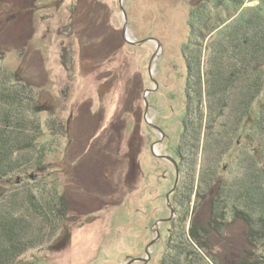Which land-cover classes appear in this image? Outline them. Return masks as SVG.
I'll list each match as a JSON object with an SVG mask.
<instances>
[{
    "label": "rangeland",
    "instance_id": "374dc122",
    "mask_svg": "<svg viewBox=\"0 0 264 264\" xmlns=\"http://www.w3.org/2000/svg\"><path fill=\"white\" fill-rule=\"evenodd\" d=\"M200 2L0 0L2 64L33 86L43 109L39 153L0 181V193L25 203L30 194L45 200L54 187L69 204L60 231L18 263L160 264L185 116L180 52ZM258 3L245 0L244 8ZM216 15L227 20L231 12ZM54 118L65 134L47 128ZM245 234L242 223L225 230V256L241 254Z\"/></svg>",
    "mask_w": 264,
    "mask_h": 264
},
{
    "label": "trees",
    "instance_id": "16d2710c",
    "mask_svg": "<svg viewBox=\"0 0 264 264\" xmlns=\"http://www.w3.org/2000/svg\"><path fill=\"white\" fill-rule=\"evenodd\" d=\"M244 4L201 0L189 14L180 52L185 116L175 151L181 178L160 264H264V0ZM218 9L231 15L222 20ZM3 57L0 51V181H10L39 153L43 109L33 86ZM46 123L54 135L65 134L57 119ZM39 155L32 167L40 166ZM231 164L237 172L226 177ZM23 202L0 193V264H23L19 259L66 221L68 200L54 187L45 200L30 194ZM237 223L246 228L245 245L240 255L225 256L219 241Z\"/></svg>",
    "mask_w": 264,
    "mask_h": 264
},
{
    "label": "water",
    "instance_id": "95a60500",
    "mask_svg": "<svg viewBox=\"0 0 264 264\" xmlns=\"http://www.w3.org/2000/svg\"><path fill=\"white\" fill-rule=\"evenodd\" d=\"M173 163L175 165L176 178H175V182H174V187H173V189H172L170 194H172L174 192L175 188L177 187V184H178V181H179V175H180V172H179V169L177 167V164L175 162H173ZM167 201L169 202L168 196H167Z\"/></svg>",
    "mask_w": 264,
    "mask_h": 264
}]
</instances>
